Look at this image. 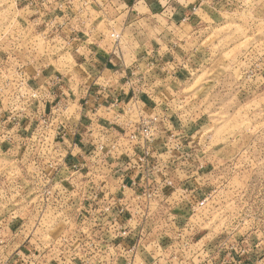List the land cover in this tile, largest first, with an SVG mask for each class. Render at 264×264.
<instances>
[{"label": "clouds", "instance_id": "obj_1", "mask_svg": "<svg viewBox=\"0 0 264 264\" xmlns=\"http://www.w3.org/2000/svg\"><path fill=\"white\" fill-rule=\"evenodd\" d=\"M53 261L264 264V0H0V264Z\"/></svg>", "mask_w": 264, "mask_h": 264}, {"label": "rangeland", "instance_id": "obj_2", "mask_svg": "<svg viewBox=\"0 0 264 264\" xmlns=\"http://www.w3.org/2000/svg\"><path fill=\"white\" fill-rule=\"evenodd\" d=\"M247 105H245L242 109L238 110L232 117V122H236L241 120V113L247 110ZM223 131H227V127L225 129H223L221 132L217 133L216 136L213 137V140H217L220 138V136L222 135ZM209 143H212V141H210ZM206 231V229H205Z\"/></svg>", "mask_w": 264, "mask_h": 264}, {"label": "crops", "instance_id": "obj_3", "mask_svg": "<svg viewBox=\"0 0 264 264\" xmlns=\"http://www.w3.org/2000/svg\"><path fill=\"white\" fill-rule=\"evenodd\" d=\"M130 185V181H126ZM13 230H15V226H13ZM52 264H55V261L52 262Z\"/></svg>", "mask_w": 264, "mask_h": 264}]
</instances>
